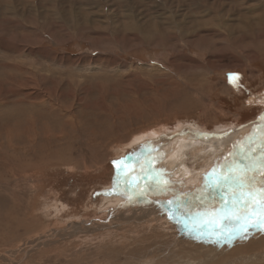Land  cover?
I'll list each match as a JSON object with an SVG mask.
<instances>
[{"label":"rangeland","instance_id":"obj_1","mask_svg":"<svg viewBox=\"0 0 264 264\" xmlns=\"http://www.w3.org/2000/svg\"><path fill=\"white\" fill-rule=\"evenodd\" d=\"M260 125L264 0H0V264H264V225L220 234L236 158L209 149ZM186 176L202 189L133 198Z\"/></svg>","mask_w":264,"mask_h":264},{"label":"snow or ice","instance_id":"obj_2","mask_svg":"<svg viewBox=\"0 0 264 264\" xmlns=\"http://www.w3.org/2000/svg\"><path fill=\"white\" fill-rule=\"evenodd\" d=\"M231 79L230 77V82ZM228 173L221 177L220 184L217 185L221 190L225 186L230 190L232 202L230 209H221L224 213L223 219L227 221V224L220 230V234L225 238L234 237L237 233H245L248 228H258L264 225V155H261L259 160L253 158L244 167L229 165ZM192 207L194 205L189 202H178V208L182 213L191 217V223L186 221L185 227H191L202 233L203 229L195 226L200 213L193 216L190 211ZM173 218H175V214H173ZM250 220H255L256 223L250 224Z\"/></svg>","mask_w":264,"mask_h":264},{"label":"bare ground","instance_id":"obj_3","mask_svg":"<svg viewBox=\"0 0 264 264\" xmlns=\"http://www.w3.org/2000/svg\"><path fill=\"white\" fill-rule=\"evenodd\" d=\"M181 128H183V126L182 125H178V127H177V129H181ZM161 131H163V129L161 128V127H159V128H152V129H150L149 131H147V132H144L143 133V135L142 136H138V137H136V138H134L133 139V141L135 140L136 142H144V140L146 139L147 140V138L148 139H150V138H154V137H156V136H159V134L160 133H162ZM185 131V129L183 130V132ZM186 132V131H185ZM260 132H263L264 133V129L262 128V125H260L258 128H257V130L256 129H247L246 131H245V136L247 137V135L249 134L250 135V137L251 138H246L245 137V139H248V140H246V141H244L243 140V142H242V140H241V142H238L235 146H234V144L232 145V146H234V148L232 149V150H230V151H228V149H226L225 151H224V149H220L221 147L219 146V145H216V146H209V147H207V148H209V149H211V150H213V151H215L216 152V154L217 155H220V154H224L225 156L226 155H228L229 157H231V158H233V157H235L236 159H235V163H233V165H236L237 164V166H240V167H244V166H246L247 164H248V160L250 161V158H251V152H250V149L251 150H254V148L255 147H251V148H249L250 147V145H252V141L256 138L257 139V137H259V134H260ZM262 135V134H261ZM160 137V136H159ZM191 138V137H190ZM243 138V137H242ZM183 140H184V138H183ZM196 140H194V142H195ZM185 142V141H184ZM183 145V144H182ZM252 146H254V145H252ZM183 147V146H182ZM147 148V147H146ZM221 151H220V150ZM144 150V149H143ZM261 150V149H260ZM217 151H218V153H217ZM141 152V151H140ZM171 152V153H170ZM174 151L172 150H169V152L167 153V155H169V154H172ZM254 152V151H253ZM259 152H261V151H259ZM256 154V153H255ZM260 154V153H259ZM231 155H233V156H231ZM253 156H254V153H253ZM245 157H247V158H245ZM252 159V158H251ZM41 160H43V159H41ZM44 161H46V160H44ZM43 162V161H42ZM229 174V173H228ZM228 174H226V175H228ZM226 175H224V176H226ZM166 183L168 182V181H165ZM196 184H197V182H196V180L195 179H189L187 176H186V178H184V179H182V180H177L176 178H175V180L173 179L172 181L171 180H169V184L168 185H165V184H161L159 187L157 186V188H155L154 187V185L153 186H151L150 185V187H149V189L147 190V187H145V193L142 195V196H140L139 197V199L138 198H136L137 199V201H140L141 203L142 202H147V200L149 201V199L151 198L150 196H152V197H154V201H152V202H150V203H152L153 204V202H155L156 204H158V201L157 200H159L161 203H163V204H165L166 202H167V200L168 199H172V195L173 194H176L175 192H177L178 191V193H180V192H188L189 190H196V191H198V189H202V188H193V187H190V186H196ZM210 183H207L206 184V186H208ZM213 184V183H212ZM215 185V184H214ZM174 186V187H173ZM197 186H199L198 184H197ZM151 188V189H150ZM208 190V189H207ZM214 190V189H213ZM216 190V189H215ZM214 190V191H215ZM212 191V190H211ZM177 193V194H178ZM192 193V192H191ZM182 194V193H181ZM215 194V193H214ZM182 195H184V194H182ZM192 195H194V194H192ZM196 195H197V193H196ZM204 195H206V194H204ZM201 196V195H200ZM207 196H209V194L207 195ZM143 197V198H142ZM198 197V196H197ZM196 197V198H197ZM206 197V196H205ZM205 197H202L201 196V198H205ZM134 198V199H135ZM180 198V197H179ZM121 199V198H120ZM123 200V199H122ZM125 200V199H124ZM123 200V201H124ZM171 201V200H170ZM118 202V201H117ZM132 202V201H131ZM139 202V203H140ZM170 203V202H169ZM128 204V203H127ZM133 204H135V203H133ZM124 205V204H123ZM129 206V205H128ZM126 207V206H125ZM131 207V206H130ZM129 207V208H130ZM139 207V206H138ZM115 208V207H114ZM143 208V207H142ZM135 210H138V209H141V208H137L136 209V207L134 208ZM164 209V208H163ZM125 210V211H127L128 209H125V208H121V207H116L115 209H113L112 211H111V215H112V217H115V216H117L118 214H120V213H122L123 211ZM132 211V210H131ZM127 212H129V211H127ZM154 212V211H153ZM152 212V213H153ZM160 212H161V210H160ZM196 212H199V211H196ZM142 213V212H141ZM141 213L140 214H135L134 216H133V218L134 219H139V220H141V221H143V222H145L146 223V221H148V224L149 223H152L153 221L152 220H154V219H156L157 220V218H162V217H165V216H163V214L161 215V214H159V216H157V217H155V218H153V217H148L147 215H144V214H142V216H141ZM10 214V213H9ZM127 214H130V212L129 213H127ZM127 214H125V215H127ZM157 214V213H156ZM168 214V213H167ZM170 214V213H169ZM193 214H194V212H193ZM131 215V214H130ZM129 215V216H130ZM155 215V214H154ZM158 215V214H157ZM171 215V214H170ZM195 215V214H194ZM132 216V215H131ZM188 216V215H187ZM119 217H121V215H119ZM128 217V216H127ZM2 218V217H1ZM118 218V217H117ZM126 217L125 216H122V220L124 221V219H125ZM166 219H167V216L165 217ZM187 218V217H186ZM114 219V222H113V224L115 223V224H117V225H119L118 223H121V222H118L117 220H115V218H113ZM163 219V218H162ZM121 220V219H120ZM96 221V220H95ZM94 221V222H95ZM8 222V221H7ZM99 223H100V221H98ZM167 222H168V220H167ZM12 223H13V221H12ZM144 223V224H145ZM8 224H9V222H8ZM88 224V223H87ZM97 224V223H96ZM11 225V224H10ZM100 225V224H99ZM104 225H109V222H107V224H104ZM136 225V224H135ZM147 225V224H146ZM98 226V225H97ZM111 226H112V224H111ZM99 227V226H98ZM97 227V228H98ZM150 227V226H149ZM158 227V226H157ZM8 229V228H7ZM73 229V228H72ZM149 229H152V227L151 228H149ZM154 229V231H155V228H153ZM4 230V229H3ZM157 230V229H156ZM160 230V229H159ZM154 231H152V232H154ZM150 232H151V230H150ZM3 233V232H2ZM157 234H160V232H158V230H157V232H156ZM148 238H149V236H148ZM154 238V237H153ZM153 238H150V239H147V240H142V241H146V242H148V241H151ZM162 238V237H161ZM156 239V238H155ZM41 239H40V237H39V239H38V241H35V242H32V244H31V247H35L37 244H41V242L42 243H46V240H48V239H46V238H42V240L40 241ZM197 248H198V246H197Z\"/></svg>","mask_w":264,"mask_h":264},{"label":"flooded vegetation","instance_id":"obj_4","mask_svg":"<svg viewBox=\"0 0 264 264\" xmlns=\"http://www.w3.org/2000/svg\"><path fill=\"white\" fill-rule=\"evenodd\" d=\"M63 179L60 182L56 180V186L63 190L59 196L62 201L70 202L75 197L82 198L85 195L84 188H80L81 186L78 185L77 181L71 182L69 176H63ZM82 212L85 214V218H89V215L84 211H80V214Z\"/></svg>","mask_w":264,"mask_h":264},{"label":"crops","instance_id":"obj_5","mask_svg":"<svg viewBox=\"0 0 264 264\" xmlns=\"http://www.w3.org/2000/svg\"><path fill=\"white\" fill-rule=\"evenodd\" d=\"M252 137V136H251ZM216 173V172H215ZM218 175V174H217ZM217 184V183H216ZM205 188H207V187H205ZM211 190H213V189H211ZM219 190V189H218ZM209 191V189L208 190H206L205 192H208ZM216 192H218V191H216ZM221 192H223V191H221ZM145 193V192H144ZM143 192H142V194H144ZM208 193H213V192H208ZM133 198H135V197H133ZM136 199V198H135ZM198 210L199 212H201V209L202 208H196V207H194V208H192V210Z\"/></svg>","mask_w":264,"mask_h":264}]
</instances>
